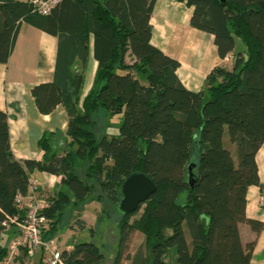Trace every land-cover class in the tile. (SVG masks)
<instances>
[{"label": "trees", "instance_id": "obj_1", "mask_svg": "<svg viewBox=\"0 0 264 264\" xmlns=\"http://www.w3.org/2000/svg\"><path fill=\"white\" fill-rule=\"evenodd\" d=\"M181 1L193 8L190 25L214 35L222 59L233 58L231 69L213 68L199 91L178 77L179 60L151 42L156 0H61L47 15L34 12L28 0H0V63L8 61L24 22L57 37L54 79L32 93L42 113L64 106L70 139L57 150L53 134H45L41 160L17 159L8 115L0 110V262L10 237L20 233L3 223L25 218L21 197L39 170L59 176L62 186L43 194L38 184L47 204L44 238H54L66 211L79 212L93 191L121 216L111 262L97 244L74 240L56 264H167L169 254L177 264H250L255 241L243 244L239 224L263 228L247 216L246 204L249 186L262 187L256 154L264 144V0ZM91 37L98 66L81 102ZM237 39L243 49H236ZM119 114V133L98 137L99 118ZM133 172L148 175L156 191L124 215L117 209L121 184ZM70 227L88 228L77 216ZM134 231L145 241L131 253ZM29 260L21 247L15 261ZM37 264H45L43 252Z\"/></svg>", "mask_w": 264, "mask_h": 264}, {"label": "crops", "instance_id": "obj_2", "mask_svg": "<svg viewBox=\"0 0 264 264\" xmlns=\"http://www.w3.org/2000/svg\"><path fill=\"white\" fill-rule=\"evenodd\" d=\"M192 10L186 1L156 0L151 16V42L179 60L178 77L188 89L199 91L213 68L224 66L231 69L233 58L230 55L222 59L214 43V35L190 25ZM90 40L81 102L93 86L98 66L93 55V38ZM57 48L56 36L24 22L8 61L0 63V110L8 115L12 151L17 159L41 160L44 151L39 141L45 134H53L52 143L57 150H62L70 140L67 134L68 114L64 106L60 104L51 113H42L32 93L34 86L53 81ZM126 61L131 64L134 59L127 55ZM256 162L262 187L249 186L246 214L250 219L261 222L263 228L256 231L248 223H240L239 231L243 244L255 241L250 264H264V144L256 154ZM31 178L38 182L43 194L62 188L60 177L46 171L33 170ZM70 245L73 246V242ZM172 264H176L174 258Z\"/></svg>", "mask_w": 264, "mask_h": 264}, {"label": "rangeland", "instance_id": "obj_3", "mask_svg": "<svg viewBox=\"0 0 264 264\" xmlns=\"http://www.w3.org/2000/svg\"><path fill=\"white\" fill-rule=\"evenodd\" d=\"M243 47V43L237 39L236 49H243ZM122 120V114L100 117V123L97 127L98 137H102L103 135H107L109 137L117 135L119 133V126L121 125ZM90 195V198L93 199H89V201H87L84 206L79 209V212L77 209H75V211H66V221L63 222L54 239H56L59 247L62 249L66 246H72L70 244L74 240L93 242L97 244L105 253L106 260L111 262L118 245V220L121 216L116 210V205L109 202L106 198H104L101 202L95 200L96 191H93ZM76 216L86 221L88 226L86 230L79 231L77 228L72 229L70 227V224L73 223ZM134 219L135 216H132L131 221ZM144 241L145 237L143 233L140 231H134L129 242V251L134 253L137 248L143 246ZM173 258L177 264L176 257L171 256L170 254L166 256V263L172 264ZM38 259L39 253L29 260L27 264H37ZM14 264H18V262L16 261ZM123 264H130V261L124 260Z\"/></svg>", "mask_w": 264, "mask_h": 264}, {"label": "built area", "instance_id": "obj_4", "mask_svg": "<svg viewBox=\"0 0 264 264\" xmlns=\"http://www.w3.org/2000/svg\"><path fill=\"white\" fill-rule=\"evenodd\" d=\"M33 11L41 15H47L51 9L61 0H28ZM38 182L31 180V191L27 197H21L26 208V216L22 221L11 218L10 222H4L6 231L11 229V223L19 230V235L10 239L8 243V256L0 264H14L21 247L25 248L27 255L32 259L36 254L43 252L45 264H56L59 261L61 248L54 238L46 239L43 230L47 225V219L42 214V209L47 205L38 193ZM263 200V199H262Z\"/></svg>", "mask_w": 264, "mask_h": 264}, {"label": "water", "instance_id": "obj_5", "mask_svg": "<svg viewBox=\"0 0 264 264\" xmlns=\"http://www.w3.org/2000/svg\"><path fill=\"white\" fill-rule=\"evenodd\" d=\"M188 174V181L193 185L191 166ZM155 191L156 184L148 175L144 172H133L121 184L122 197L117 206L118 211L124 215L135 212Z\"/></svg>", "mask_w": 264, "mask_h": 264}]
</instances>
